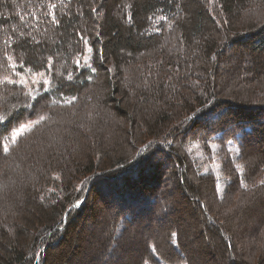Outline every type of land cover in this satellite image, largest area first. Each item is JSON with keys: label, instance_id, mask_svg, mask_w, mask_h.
Listing matches in <instances>:
<instances>
[{"label": "trees", "instance_id": "obj_1", "mask_svg": "<svg viewBox=\"0 0 264 264\" xmlns=\"http://www.w3.org/2000/svg\"><path fill=\"white\" fill-rule=\"evenodd\" d=\"M92 191L93 264H264V0H0V264L71 258Z\"/></svg>", "mask_w": 264, "mask_h": 264}, {"label": "rangeland", "instance_id": "obj_2", "mask_svg": "<svg viewBox=\"0 0 264 264\" xmlns=\"http://www.w3.org/2000/svg\"><path fill=\"white\" fill-rule=\"evenodd\" d=\"M242 52L244 53V50H242ZM230 53L231 54L232 53L238 54V50H235V51L231 50ZM231 60H233V57L231 58ZM18 81L21 84H24L27 88L30 87L31 89H37L42 84L46 88L47 87L46 82L48 80H47V77L43 73H37L36 74V73H31V72H24V73H20L18 75ZM32 87H34V88H32ZM35 91H37V90H35ZM84 122L85 123L89 122L87 120V117H85ZM82 124H83V121H82ZM25 128H26V126H24V125L19 127V129L16 132V135H19V133L21 131H23ZM57 140H59V137L56 136V141ZM196 147L199 148L197 141H195V143H192L190 146H188V152H189L190 156L196 162H197L196 159L204 160L205 159L204 154L203 153L201 154L198 150H196L195 149ZM230 148L233 151V147L230 146ZM216 149H217V147L215 145H212L213 154L216 151ZM250 149H252L251 150L252 152H254V150H255L252 147H250ZM202 163H204V169L205 170L210 169L211 171H213L217 175L218 188H219L218 190H219V193H221L222 188H223V181L220 178V172H219L220 169H219V163H218L217 159L214 156V158H212L210 161H208V163H205L204 161ZM166 187H168V189H171V187H173L172 184L169 185V179L166 180V185L164 186V188H166ZM175 192H176V189H175ZM174 195H176V193H174ZM177 196H178L179 200H182V198L179 195H177ZM186 198L189 200L188 195H186ZM88 205L89 206L91 205V207L99 209V211L96 212L94 215H92L90 213V210L88 211V213H87L88 216H86L85 221H84L85 228H84V231L81 233V237L83 239H81V241L79 243V247H78L76 254H74L70 258V256H69L71 254L70 248H69V246L65 245L62 247V249H60V251L58 253V256H59L58 262L55 261L54 264H93V262L90 261V256L93 254V253H91V251L94 248L91 246V243H89V241H88V235H89L90 231L95 228L98 230V233L96 235H97V237H99L101 234L99 232V229H102L104 231V228L106 227V225H109L107 223L110 221V219L107 220V218L109 217V209L107 208L106 204L104 203V199L99 195L98 192H96V191L91 192ZM159 209H160V206H157V212ZM256 212L257 211H254V215L257 214ZM156 214L157 213L155 212L152 214L151 218L140 220L139 223L137 224L138 225L137 228L144 231L148 226H154ZM257 219H258L257 217L252 216L249 219H246V222L253 225V224H255L256 221H258ZM106 220H107V222L105 224ZM185 221L191 222L192 220L187 217V220H185ZM205 221H206L205 219H202V222H205ZM101 226H102V228H101ZM191 234H193V231L190 232V235ZM203 236H204V241L207 242V236L205 237V234ZM144 238H145L144 233L141 236V238H138V236H136L135 239L133 238L135 243L139 245L138 246L139 248L137 249L138 251L137 250L133 251L134 256H132V257L130 254L125 252L123 257L121 259H119V261L116 262V264H133V262H135V261H138V264H139V261H140V260H138L140 258L139 253L142 251V249L140 247H142L144 245L143 244ZM209 239H210V242L212 243V239L210 237H209ZM196 240L198 241V239H196V238L193 239L192 237L191 238L188 237L187 240L185 241V243H186L185 246L187 245L186 247L188 249H190L194 245V242ZM125 241H127V239H125ZM128 242H129V240H128ZM217 254H218V252H217ZM217 260L218 259L216 256L214 261H217ZM205 261L206 260L203 259V264H205ZM212 261L213 260H211L210 262H212ZM194 264H202V262H197L195 260Z\"/></svg>", "mask_w": 264, "mask_h": 264}]
</instances>
